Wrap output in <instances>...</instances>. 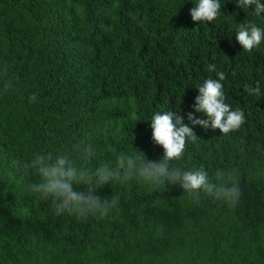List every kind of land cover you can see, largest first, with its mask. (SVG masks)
I'll return each mask as SVG.
<instances>
[{"label": "trees", "instance_id": "trees-1", "mask_svg": "<svg viewBox=\"0 0 264 264\" xmlns=\"http://www.w3.org/2000/svg\"><path fill=\"white\" fill-rule=\"evenodd\" d=\"M195 2L0 0V264H264V97L244 91L260 82L264 94V43L245 52L235 39L241 23L264 28V16L221 0L214 22H193ZM219 72L246 123L227 136L194 126L199 138L177 166L234 171L243 189L235 209L203 195L196 203L178 185L131 181L99 190L121 194L102 219L57 216L11 163L71 151L85 137L93 169L122 151L159 160L151 116L176 111L191 126L198 86ZM7 79L15 86L4 93Z\"/></svg>", "mask_w": 264, "mask_h": 264}, {"label": "clouds", "instance_id": "clouds-1", "mask_svg": "<svg viewBox=\"0 0 264 264\" xmlns=\"http://www.w3.org/2000/svg\"><path fill=\"white\" fill-rule=\"evenodd\" d=\"M235 3L243 10L252 8L257 18L264 16L262 0H236ZM221 8V0H196L189 14L193 22L211 23L222 14ZM235 39L243 51L252 52L264 43V28L255 23H241L236 29ZM209 71H215V65H211ZM217 76L215 79H205L198 86V95L192 105L194 111L187 113L191 126L176 111H157L151 116L152 141L163 149L159 160L146 159L142 152L137 156L122 151L116 156L114 164L101 162L93 169L88 165L96 153L85 137L72 144L71 151L50 149L36 152L27 160L13 159L11 163L19 171L21 179L26 181V191L42 202L51 201L57 216L67 213L75 215L77 219H86L89 215L102 219L119 210L121 194H114L109 199L99 195V190L109 183L124 185L131 181L157 189L164 188L166 184L178 185L196 203L203 195L235 209L241 203L243 189L234 171L220 169L210 176L204 165L191 169L177 166L185 157L188 142L196 143L199 138L194 126H201L205 130L219 129L227 136L238 132L246 123L245 112L240 108L233 109L226 102L222 83L225 74L219 72ZM14 86V81L7 79L2 90L7 93ZM244 91L258 100L264 97L260 82L255 87L245 86ZM29 100L34 102L36 94L33 93ZM102 103L111 106L115 101ZM195 113L204 114L206 119L197 117ZM74 153L79 154L83 161L79 166L73 159ZM29 177L35 179L29 180Z\"/></svg>", "mask_w": 264, "mask_h": 264}]
</instances>
